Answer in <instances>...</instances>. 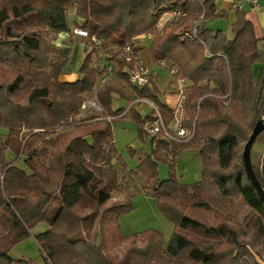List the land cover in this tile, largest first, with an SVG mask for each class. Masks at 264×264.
Here are the masks:
<instances>
[{"label": "trees", "instance_id": "trees-1", "mask_svg": "<svg viewBox=\"0 0 264 264\" xmlns=\"http://www.w3.org/2000/svg\"><path fill=\"white\" fill-rule=\"evenodd\" d=\"M72 6L81 21L76 28L102 40L109 55L126 45L138 55L141 47L134 39L151 34L152 61H165L175 68L177 80L190 83L184 92L183 127L193 136L186 142L151 141V155L130 172L143 180L147 195L174 225L168 243L155 231L124 237L119 230L118 218L131 205L112 165L120 157L110 122L100 120L101 127L72 138L62 149L55 148L50 138L79 115L84 96L105 73L93 67L88 53L78 80L59 81L71 50H59L48 38L69 33L66 12ZM174 11L187 16L162 35L156 34L162 16ZM203 14L195 36L183 37ZM31 16L36 18L37 31L22 34L20 22L25 25ZM235 16L233 39L228 40L223 33L205 28V20L217 18L212 0L202 4L197 0H0V30L10 23L19 32L13 35L5 27L0 37V129L7 132L5 138L0 135V264L22 262L13 260L10 252L31 238V230L40 223L47 229L33 238L46 264H264L250 249L264 243V204L242 166L244 145L264 120V60L250 23L240 10ZM258 62L263 67L254 81L251 68ZM135 67L134 61L116 60V78L136 97L151 101L168 123L171 109L160 99L152 76L141 89L130 84L129 72ZM114 95L123 97L113 86L96 92L97 104L108 117L124 113L112 109ZM133 113L140 137L146 138L141 123L148 117L141 120ZM262 137L264 131L255 142ZM28 140L43 145L29 152L25 170L17 162ZM193 151L202 162L201 180L187 186L176 178L175 160ZM159 163L169 171L161 182ZM251 166L264 191V159L260 168L252 162ZM113 193L124 195L123 201L110 203ZM193 207L211 209L225 220L219 225L202 224L187 215ZM245 208L250 212L243 219V231H237L231 219ZM183 232L201 236L205 244ZM121 244L119 257L108 253Z\"/></svg>", "mask_w": 264, "mask_h": 264}, {"label": "rangeland", "instance_id": "rangeland-1", "mask_svg": "<svg viewBox=\"0 0 264 264\" xmlns=\"http://www.w3.org/2000/svg\"><path fill=\"white\" fill-rule=\"evenodd\" d=\"M76 6L70 7L66 12V19L69 25V33L60 36H50L48 40L53 42L54 45L58 46L59 50L70 48L71 53L68 58L65 69H70L73 73H77L84 57L88 54H92L93 67L98 69H105V73L98 77L96 86L91 93L84 96V101H91L96 95V91L105 87L113 86L117 88L123 97L114 95L113 96V110L125 109V115L123 120L114 122L108 120L107 115L101 111H94L93 109L86 110L83 118L74 120L72 123L65 125L61 130L56 131L51 135L52 141L54 140V147L58 149L64 148L67 143L74 137L85 135L92 128L101 127L100 120H107L112 123L113 129V142L115 150L120 157V161L114 159L112 162L113 168L118 173V179L121 185H123L127 192L130 194L129 203L131 205L130 211L123 213L118 218V226L121 234L124 237H132L134 235H140L148 231H155L161 234L165 243L170 241L173 233L175 232L174 225L168 221L160 212L157 207L156 200L147 195L144 190L143 180L135 175L130 174L134 172L144 157L151 155L152 143L149 138H142L138 133V124L132 119V114L128 113L130 109L136 111L139 114V104H136L135 97L131 90L122 82H120L115 76V63L118 60L117 55H109L110 49L108 47H94L88 40L76 37L73 35V29L78 26L81 22L75 17ZM210 25V24H209ZM10 27L11 33L16 35L17 32L10 23L3 24V28ZM190 27V26H189ZM22 34H29L37 31L36 18L26 17L25 25L20 22ZM0 30V37L4 36ZM167 30L164 28L162 33ZM162 35V34H161ZM145 51V50H144ZM144 53V52H143ZM142 53V57H145V53ZM112 65V70L107 72L109 66ZM255 73L257 72V65L254 67ZM162 86V85H161ZM128 95V96H127ZM25 101L23 100L22 103ZM144 112L146 109L141 108ZM133 113V114H136ZM26 131H22L24 135ZM7 132L0 129V135L5 138ZM58 137V138H56ZM56 139V140H55ZM264 137L260 139L262 141ZM260 141L257 140L251 149V155L257 153L259 149ZM30 143V145H29ZM40 141H30L23 148L21 156L18 158L17 165L21 169H25L24 160L28 156L29 152L34 149L42 148ZM50 150H52L50 148ZM253 165L255 167L261 166L262 159L253 158ZM125 167V168H124ZM202 162L197 152H184L179 154L175 160V175L179 183L187 186H191L201 180ZM168 167L165 164H158L157 167V178L158 181H164L168 178ZM124 195L113 193L111 195L110 203L122 202ZM110 205V204H108ZM250 212L248 208H245L236 219H231V222L235 226L237 231H243L242 222L244 217ZM187 215L199 221L207 226L219 225L224 221V218H219L210 209L193 207L187 210ZM229 216V215H228ZM227 216V217H228ZM230 220V219H228ZM47 229L45 223H40L31 230V234L38 235ZM188 236L189 239L205 244L204 238L190 232H183ZM97 244H100V238L96 239ZM19 243L15 246L14 251L10 253V257L14 260L19 258L21 253L24 256L33 259V263H39V256L36 251L29 247L26 248L27 242L23 244ZM29 244V243H28ZM127 244V243H126ZM251 253L254 255L255 260L258 263H264V243L262 245H251ZM26 250H23L25 249ZM123 251V245L117 246L116 248L110 249L108 252L112 256L119 257Z\"/></svg>", "mask_w": 264, "mask_h": 264}, {"label": "built area", "instance_id": "built-area-1", "mask_svg": "<svg viewBox=\"0 0 264 264\" xmlns=\"http://www.w3.org/2000/svg\"><path fill=\"white\" fill-rule=\"evenodd\" d=\"M234 7L236 10L240 11H242L243 9H248L249 11L254 12L259 8V0H237ZM186 16L187 15L182 11H174L163 15L156 27V34L161 35L164 28L171 27L174 23L178 22L180 19L185 18ZM204 16L205 15L203 14L199 21L192 23L191 29L187 33H184L183 37H187L189 35L195 36L196 28L199 26L200 22L204 20ZM72 32L74 36L88 40L94 47H101L103 43L102 40H99L92 36L90 37L86 31L80 28H74ZM153 38V35L148 34L139 36L135 38L134 41L137 43H143L142 40H153ZM116 54L118 60L120 61H124L127 63H130L132 61L136 62L135 69L129 72L128 79L130 84L137 89L146 87L149 84L148 79L150 76V69L140 64L138 55L134 53L133 47L131 45H126L118 50ZM262 56L264 57V52ZM155 65L161 69L166 70L172 75L176 74L175 68L171 67L165 61H156ZM111 70L112 65L108 67L107 72ZM183 90V87L179 88L175 103L172 107H170L172 118L168 123H165L163 121V118L155 105L148 103L146 99L136 100V104L145 103L151 108V113L149 114L148 118L146 120H143L141 123V130L147 138L151 139L153 144H155L159 140L165 141L166 143L186 142L193 136V131L187 130L183 127V121L185 119V93ZM90 108L94 111L102 110L97 104L96 95L91 101H84L81 105L79 115L71 118L67 124L72 123L74 120L77 121L80 118H83L85 111L89 110ZM107 119L110 120L109 117ZM67 124L62 125L55 131L61 130Z\"/></svg>", "mask_w": 264, "mask_h": 264}, {"label": "crops", "instance_id": "crops-1", "mask_svg": "<svg viewBox=\"0 0 264 264\" xmlns=\"http://www.w3.org/2000/svg\"><path fill=\"white\" fill-rule=\"evenodd\" d=\"M205 1L207 0H199L198 2L199 4H202ZM212 2L215 6V16L217 18L215 21L205 20L204 21L205 28L212 31L213 33L221 32L225 35V37L228 40H232L233 35L231 33V27L236 21V16H235L236 9L234 6L237 0H212ZM241 12L244 14L246 21H248L252 27L253 35L255 39L258 41V48L261 53L262 62H263L264 57L262 56V54L264 52V0H259V8L256 11L251 12L248 9H243ZM142 42L143 43H139V46L141 47V51L138 54L139 62L141 65L150 69V76H152V81L155 84L157 90L161 94L160 99L164 102V104L168 108H170L175 103L179 88L183 87L184 88L183 91L185 92V90L190 86V83L188 81L177 80L175 75H172L166 70L157 67L155 65V62L152 61L151 55H150V45H151L152 40H144V41L142 40ZM143 52L145 53V57L144 56L142 57ZM262 62L255 63L251 68V75L254 81H257L260 75V71L263 67ZM256 65H257V72L255 73L254 67ZM79 77L80 76L78 72L73 73L70 69H65V71L63 70L62 74L60 75L59 81L63 83H73L74 81L78 80ZM134 97H135V101L138 99H141V98L136 97L135 95ZM146 101L148 103L153 104L151 101H148V100ZM112 107H113V98H112ZM141 108L146 109V112H144ZM133 109H130L131 111L129 110L128 113L130 114L132 112L136 113V111H134ZM150 113H151V108L149 105L145 103L143 104L139 103V114L138 113L136 114L139 115L141 120L148 117ZM124 115H125V109H124L123 114L117 117H109V118L113 120L114 122H116V121L123 120ZM110 124L113 129L111 122ZM254 157L257 159H260V157L262 160L264 159V139L260 141L259 149L257 153H254V155H251L250 153L251 162L253 161ZM33 237L34 235L32 234L31 238L26 239L23 244L27 242L26 248L31 247L36 251V253L39 256L38 258L39 263H33V259L27 256H24L25 255L24 254L25 252H24V253L18 254L20 255L19 258L14 259L15 261H22V262L15 263V264H46L43 254L41 253ZM14 248L11 250V252L14 251ZM26 248L23 250H26Z\"/></svg>", "mask_w": 264, "mask_h": 264}, {"label": "water", "instance_id": "water-1", "mask_svg": "<svg viewBox=\"0 0 264 264\" xmlns=\"http://www.w3.org/2000/svg\"><path fill=\"white\" fill-rule=\"evenodd\" d=\"M263 131H264V120H262L256 124V126L251 131V134L248 138V141L244 145V148L242 151V166H243L244 172L246 174V177H247L250 185L252 186V188L256 192V195L258 196L260 201L264 204V191L261 188V186H260V184H259V182H258V180H257V178L253 172V169L251 166V160H250V153H251L252 146H253L256 138L258 137V135L261 134Z\"/></svg>", "mask_w": 264, "mask_h": 264}]
</instances>
